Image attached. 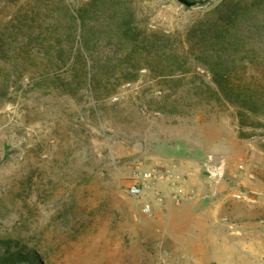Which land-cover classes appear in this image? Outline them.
I'll list each match as a JSON object with an SVG mask.
<instances>
[{
    "label": "rangeland",
    "instance_id": "rangeland-1",
    "mask_svg": "<svg viewBox=\"0 0 264 264\" xmlns=\"http://www.w3.org/2000/svg\"><path fill=\"white\" fill-rule=\"evenodd\" d=\"M90 1L0 0V241L44 264H264V126L209 100L192 54L171 76L129 68L109 53L110 12ZM219 1L133 0L142 31L180 35ZM80 31L90 79L80 61L75 79L54 68L80 57ZM261 31L241 50L263 48ZM152 168L130 195L131 176Z\"/></svg>",
    "mask_w": 264,
    "mask_h": 264
},
{
    "label": "trees",
    "instance_id": "trees-1",
    "mask_svg": "<svg viewBox=\"0 0 264 264\" xmlns=\"http://www.w3.org/2000/svg\"><path fill=\"white\" fill-rule=\"evenodd\" d=\"M89 4L97 11L110 12L108 22L105 20L113 31L108 43L109 53L120 50L123 58L131 63L129 68L142 62L158 76H171L191 68L187 61L192 54L193 60L207 70L215 85V89L207 87L209 100L224 101L236 107L241 126H264L248 117H264V47L257 48L252 40L249 49L246 45L247 48L241 50L247 40L253 38L251 35L262 32L264 0H220L183 35L142 31L133 0H91ZM76 17L84 30L86 20L81 13ZM88 32L80 31V59L60 54L54 68H69L75 79L79 73L75 65L80 61L86 79L93 78L95 74L90 73V67H95L94 56L88 59V54L86 57L83 53L91 50V41L85 39ZM89 62L90 67H87ZM249 68L253 72H249ZM0 264H44V261L35 248L20 241L3 240L0 241Z\"/></svg>",
    "mask_w": 264,
    "mask_h": 264
},
{
    "label": "built area",
    "instance_id": "built-area-1",
    "mask_svg": "<svg viewBox=\"0 0 264 264\" xmlns=\"http://www.w3.org/2000/svg\"><path fill=\"white\" fill-rule=\"evenodd\" d=\"M157 173L158 172L153 168L134 173L127 187L128 193L135 197H142L144 188L148 187V182L155 180ZM141 208L144 213H151L152 211L151 203L148 200L142 202Z\"/></svg>",
    "mask_w": 264,
    "mask_h": 264
},
{
    "label": "water",
    "instance_id": "water-1",
    "mask_svg": "<svg viewBox=\"0 0 264 264\" xmlns=\"http://www.w3.org/2000/svg\"><path fill=\"white\" fill-rule=\"evenodd\" d=\"M178 2L182 3L187 7L194 6L195 4H202L207 2L208 0H177Z\"/></svg>",
    "mask_w": 264,
    "mask_h": 264
}]
</instances>
